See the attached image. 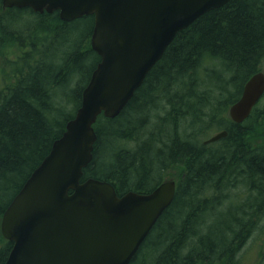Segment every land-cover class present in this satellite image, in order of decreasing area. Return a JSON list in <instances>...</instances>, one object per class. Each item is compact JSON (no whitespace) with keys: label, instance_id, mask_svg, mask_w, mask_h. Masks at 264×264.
<instances>
[{"label":"trees","instance_id":"obj_1","mask_svg":"<svg viewBox=\"0 0 264 264\" xmlns=\"http://www.w3.org/2000/svg\"><path fill=\"white\" fill-rule=\"evenodd\" d=\"M9 12H29L36 26L9 33ZM93 29L92 15L68 22L0 0V34L23 47L0 89V264L13 248L3 214L75 117L101 60ZM263 67L264 0H232L177 34L117 117H98L84 180L108 181L119 196L144 194L180 171L172 204L130 264H239L264 221V96L241 124L229 108Z\"/></svg>","mask_w":264,"mask_h":264},{"label":"water","instance_id":"obj_2","mask_svg":"<svg viewBox=\"0 0 264 264\" xmlns=\"http://www.w3.org/2000/svg\"><path fill=\"white\" fill-rule=\"evenodd\" d=\"M232 0H2L4 8L59 12L63 21L94 16L92 49L101 57L82 104L50 153L7 206L3 236L13 242L5 264H130L172 204L177 182L149 193L118 195L115 186L87 178L100 115L117 117L177 34ZM264 96V71L254 74L229 108L243 123ZM220 131L204 141L227 137Z\"/></svg>","mask_w":264,"mask_h":264},{"label":"rangeland","instance_id":"obj_3","mask_svg":"<svg viewBox=\"0 0 264 264\" xmlns=\"http://www.w3.org/2000/svg\"><path fill=\"white\" fill-rule=\"evenodd\" d=\"M19 17V18H18ZM37 19L32 16L29 12L22 14L6 13L4 16L2 24L4 25L6 31L12 33L18 29H28L36 26ZM10 41L12 42L9 45ZM23 47L20 43L11 40L5 34H0V89L5 84L7 75L3 68L9 71H15L21 65L17 62L16 57L21 54ZM50 50L49 44L41 48V51L47 52ZM54 52V50L52 51ZM5 62V65L3 62ZM3 70V72L1 71ZM264 71V67L262 69ZM217 133V131L209 132L208 136L204 137V140L208 139L212 135ZM179 170L170 171V176L166 180H176L179 177ZM264 252V221L260 224L259 228L250 236V238L245 242L241 252L239 253V264H260L262 259V253Z\"/></svg>","mask_w":264,"mask_h":264},{"label":"flooded vegetation","instance_id":"obj_4","mask_svg":"<svg viewBox=\"0 0 264 264\" xmlns=\"http://www.w3.org/2000/svg\"><path fill=\"white\" fill-rule=\"evenodd\" d=\"M55 12H57V13H58V16H59V18H60L59 12H58V11H55ZM60 19H61V18H60Z\"/></svg>","mask_w":264,"mask_h":264}]
</instances>
